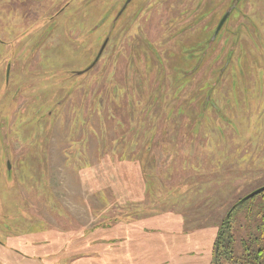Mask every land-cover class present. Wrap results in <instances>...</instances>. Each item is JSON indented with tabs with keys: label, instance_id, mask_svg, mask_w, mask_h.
Masks as SVG:
<instances>
[{
	"label": "rangeland",
	"instance_id": "374dc122",
	"mask_svg": "<svg viewBox=\"0 0 264 264\" xmlns=\"http://www.w3.org/2000/svg\"><path fill=\"white\" fill-rule=\"evenodd\" d=\"M124 2L0 0V264H213L222 230L258 237L264 0Z\"/></svg>",
	"mask_w": 264,
	"mask_h": 264
},
{
	"label": "flooded vegetation",
	"instance_id": "af4514ba",
	"mask_svg": "<svg viewBox=\"0 0 264 264\" xmlns=\"http://www.w3.org/2000/svg\"><path fill=\"white\" fill-rule=\"evenodd\" d=\"M131 1L132 0H125L124 4H122V6H121L120 11L116 14V18L118 16L120 17V15L123 14V12L126 10V8L128 7V5ZM237 1L238 0H232L233 4L231 5V7L234 8L237 4ZM228 15L224 16L222 19L223 20L222 26L224 25L223 27H225L226 23L229 21L227 19ZM222 20L220 19V21H222ZM259 21H260L261 25H264V22L261 21V19ZM222 26H221V28H222ZM221 28L217 33H215V31H214L215 35L213 33L212 41L216 39L217 35L221 31ZM262 37L263 36H261V38ZM106 40L109 42L108 37L105 39V41ZM108 42H107V44H108ZM260 42L262 44H264V39L262 38V41H260ZM107 44H106V46H107ZM102 46H103V44H102ZM67 80H68V78H67ZM61 102H62V99L61 100L59 99L58 104H61ZM50 112H52V110ZM8 159H9V157H7V160ZM7 167L8 166H6V168ZM229 216L230 215H228L227 217H229ZM226 229L229 230V228H226ZM260 233H261L262 238H260ZM257 236L258 237H253L252 235H248L245 238H242V240H241L242 253L238 254V255L233 253L234 249H232V247H231L234 244L233 239L226 238L224 240V238H217V241L215 242L214 248H213V253L216 255V257H215L216 259L214 260L215 261L214 263L215 264H248L250 262H253V264H264V227L263 226H259Z\"/></svg>",
	"mask_w": 264,
	"mask_h": 264
},
{
	"label": "water",
	"instance_id": "95a60500",
	"mask_svg": "<svg viewBox=\"0 0 264 264\" xmlns=\"http://www.w3.org/2000/svg\"><path fill=\"white\" fill-rule=\"evenodd\" d=\"M225 16H226V15H225ZM222 24H223V20L220 22V24H219V26H218V28H217L216 33L220 30ZM107 42H108V41L106 40V41L103 43V46L101 47V49H100V51H99V53H98V56H97L96 59L94 60L92 66H90L87 70L91 69V68L95 65V63L98 61V59L100 58L101 54L103 53V51H104V49H105V46H106ZM11 165H12V164H11V161L8 160V162H7V166H8V169H9V170L11 169ZM262 192H264V186L260 187L259 189H256L255 191L251 192L250 194H248V195L244 198V200H245V199L252 198V197H254L255 195H258V194H260V193H262Z\"/></svg>",
	"mask_w": 264,
	"mask_h": 264
},
{
	"label": "trees",
	"instance_id": "16d2710c",
	"mask_svg": "<svg viewBox=\"0 0 264 264\" xmlns=\"http://www.w3.org/2000/svg\"><path fill=\"white\" fill-rule=\"evenodd\" d=\"M243 200H244V198H243ZM243 200H242V201H243ZM245 200H246V199H245ZM242 201H241V202H242ZM243 202H244V201H243ZM260 212L262 213V215H264V205L262 206ZM229 215H230V216H229L228 218L231 217V214H229ZM263 221H264V219H263ZM261 226L264 227V224L261 225ZM224 230H226V233L223 234V230H222L221 233L219 234L220 236L217 237V238H224V239L229 238V239H232V238H231V232H230V230H228V229H224ZM260 238H262L261 235H260ZM214 255H215V254H214ZM215 257H216V255L214 256V260L216 259ZM214 262H215V261H213V264H215ZM248 262H249V261H248ZM248 264H253V262H250V263H248Z\"/></svg>",
	"mask_w": 264,
	"mask_h": 264
}]
</instances>
